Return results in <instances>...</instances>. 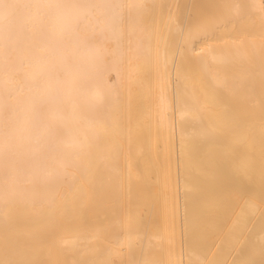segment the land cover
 <instances>
[{
    "label": "bare ground",
    "instance_id": "bare-ground-1",
    "mask_svg": "<svg viewBox=\"0 0 264 264\" xmlns=\"http://www.w3.org/2000/svg\"><path fill=\"white\" fill-rule=\"evenodd\" d=\"M0 264H264V0H0Z\"/></svg>",
    "mask_w": 264,
    "mask_h": 264
}]
</instances>
